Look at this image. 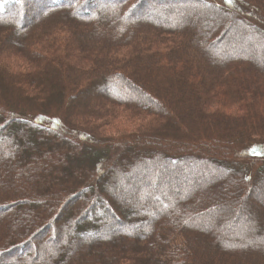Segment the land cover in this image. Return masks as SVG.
<instances>
[{
	"label": "trees",
	"instance_id": "obj_1",
	"mask_svg": "<svg viewBox=\"0 0 264 264\" xmlns=\"http://www.w3.org/2000/svg\"><path fill=\"white\" fill-rule=\"evenodd\" d=\"M184 1L0 0V264H264V0Z\"/></svg>",
	"mask_w": 264,
	"mask_h": 264
},
{
	"label": "rangeland",
	"instance_id": "obj_2",
	"mask_svg": "<svg viewBox=\"0 0 264 264\" xmlns=\"http://www.w3.org/2000/svg\"><path fill=\"white\" fill-rule=\"evenodd\" d=\"M238 1H239L238 3L240 5H244L243 2H245V5L248 4L245 0H238ZM168 2H170V1H168ZM113 4H114L113 2L110 3V5H113ZM104 5H106V4H103L100 7H103ZM160 5L161 6H165V7L169 6L167 4H166L167 6L164 5V3H161ZM161 6L155 5L154 9H156V10H153V11L151 10V12L149 10L142 11V12H139V14H137V15H132L130 18L135 19V20H151V21H155V22L165 23V22H171L172 20H178L181 16H186V15H190V14H193L195 17H205V18L207 17L208 18L214 12L213 8L206 7L205 4L202 1L200 2V1H196V0L191 2V3L187 2V1L186 2L184 1L182 3L180 2L178 4L177 3H172L171 4L172 9H170V11L169 10L165 11L164 9H162L163 7H161ZM247 6H249V5H247ZM221 10L224 11V9H221ZM247 10H248V11H246L247 13L251 12V10L253 12L255 11V9H253V8L251 9L250 7H247ZM242 14H245V10H244V12ZM203 15H209V16H203ZM225 17H226V14H225ZM211 19H212V17L210 18V20ZM214 42L215 41H213V43ZM224 44H225V42H224ZM224 47H222L221 50H224L225 49ZM9 61H10V63L13 62L11 59H9ZM21 66H22V64H21ZM128 87L131 88L130 85ZM134 90L139 92L140 95L143 94V91L140 90L139 88H136ZM146 94H149V92L147 93V91H146ZM163 97L165 98V97H167V95H163ZM160 100H161V98H160ZM68 101H70V100H68ZM174 106H178V105L175 104ZM117 122H118V123H116L117 125L114 124L113 126H107V127L102 128L101 131L104 132L103 136H113V135L115 136V135H119V134H127V135L128 134H132V135H135L139 131V129L137 128V124H138L137 120L134 121V124H129L126 121H124L123 119L119 118ZM31 128H32V130H34L35 129V125H31ZM186 132H187L186 130L183 131V133H186ZM173 135H174L175 138H179L177 132L174 133ZM77 143H79V142H77ZM133 146L134 145H132L131 147H133ZM131 152H132V148L128 149V153L130 154ZM239 163L242 166L243 163L241 161H239ZM85 165L87 166L86 162H82L81 163V166H85ZM244 167H246V166L244 165ZM96 169L99 170L98 172L100 174V171H101L100 168L97 167ZM226 174H230V172L226 171ZM202 176H203V178L200 179L198 183L202 184L203 182L207 181L206 180L207 176L206 175L204 176V174ZM184 185H186V184H184ZM185 188H186V186L185 187L184 186L183 187L178 186L176 188L177 189V193L175 195V199H178L179 196L187 193V190L189 188L188 189H185ZM190 189H191V187H190ZM111 190H114L115 192L118 191L117 188L116 189L115 188H111ZM125 195H126V199L127 200L129 199L128 201L132 200L133 194H131L129 192V193H125ZM123 196H124V194H123ZM124 199H125V196H124ZM124 199H122L120 201H124ZM153 204L154 205H161L162 204V202H160L158 196L155 197V200L153 201ZM168 206H169V204H167V205H163L162 204V207L164 209H167ZM129 230L132 232L131 234H134L135 232L139 231L138 228L137 229H133L132 226H129ZM119 231H121V229H111V230L105 232L104 236H103V234H99V237H112V236H115L116 234H118Z\"/></svg>",
	"mask_w": 264,
	"mask_h": 264
},
{
	"label": "snow or ice",
	"instance_id": "obj_3",
	"mask_svg": "<svg viewBox=\"0 0 264 264\" xmlns=\"http://www.w3.org/2000/svg\"><path fill=\"white\" fill-rule=\"evenodd\" d=\"M226 3H228V4H232V3H233V0H226ZM254 154H258V153H255V152H254Z\"/></svg>",
	"mask_w": 264,
	"mask_h": 264
}]
</instances>
